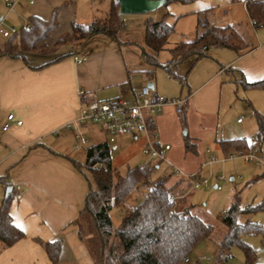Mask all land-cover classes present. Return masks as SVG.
Returning a JSON list of instances; mask_svg holds the SVG:
<instances>
[{
  "label": "crops",
  "instance_id": "0c3cea01",
  "mask_svg": "<svg viewBox=\"0 0 264 264\" xmlns=\"http://www.w3.org/2000/svg\"><path fill=\"white\" fill-rule=\"evenodd\" d=\"M2 1L6 11L0 12L3 14L0 23L7 22L9 25H17L19 20L29 23L30 17L48 20L58 8L57 27L44 40L47 48L69 31L71 21L85 17L86 11L98 9L100 2H105L109 10L112 2L33 0V3H29V0H8L13 3V10L9 11L7 2ZM237 1L242 5L247 20L251 21L245 8L247 0ZM212 8L209 7L208 19ZM184 14H189L188 10H180L175 15L180 17ZM209 23L213 25L210 20ZM231 26L235 28L238 24ZM202 32L203 29H198L195 36ZM96 36H91L81 45L67 42L55 53L31 51L18 56L0 57V178H4V183H0V196L2 188L4 194L8 185H15L11 192L16 191V194L9 204V214L13 224L24 232V236L12 245L4 246L0 242V264H78L71 251L72 245L66 238L75 231L79 239L76 220L84 206L88 188L75 168L76 160L71 158L70 150L76 146L73 144L76 133L82 131L95 138L93 144L107 143L105 139L98 138L100 134H107L98 124L85 123L66 128L77 117L81 98L93 101L122 98L134 102L139 89L148 83H153L152 90L156 94L167 98H186L180 115L176 114L172 105H167L152 117L160 143L170 145L166 154L168 161L155 163V170L159 169L161 163L170 169L162 176H168L167 184L173 187L174 203L177 199L182 200L176 209L181 211L189 207V214L196 215L189 195L195 190L193 183L199 177V167L209 162L212 156L228 153L217 142L227 138L214 137L216 154H212L213 149L209 147L203 150L201 145L205 133L215 132L219 125L216 104L221 99V76L230 72L236 77L243 76L247 81L264 77V44L250 47L247 42V50H233L234 53L224 61L222 53L218 51H213L211 58L203 56L209 61L204 63L208 67L202 78L190 83L191 87L187 85L185 94L175 96L174 92L162 85L160 73L156 80L155 73L152 79L147 76V66L141 60L140 44L133 46L135 42L129 34L123 37L110 34ZM80 53H85L86 57L77 63L74 56ZM61 54L65 56L48 62ZM197 61L199 59L189 67L190 70ZM167 75L171 78V75ZM79 89L84 91L83 96L78 94ZM9 113L13 115L12 120L7 119ZM193 119L195 124H192ZM18 120L21 124L16 123ZM236 120L241 123L239 119ZM5 124L7 128L3 130ZM185 138L189 141V148L185 145ZM113 142V149L127 143L130 146L136 144L141 150L144 145L142 137L130 134L118 135ZM83 152L85 154V150ZM205 155H208V161ZM173 166L182 173H173ZM113 169H116L115 165ZM260 176L246 175L245 186L249 185L258 193L249 203H256L264 197V174ZM4 197L0 198V203ZM231 201L228 200V206ZM198 217L203 220V217ZM53 240L61 242L56 263L49 260L42 245L45 241ZM88 255L94 264L89 251Z\"/></svg>",
  "mask_w": 264,
  "mask_h": 264
},
{
  "label": "trees",
  "instance_id": "16d2710c",
  "mask_svg": "<svg viewBox=\"0 0 264 264\" xmlns=\"http://www.w3.org/2000/svg\"><path fill=\"white\" fill-rule=\"evenodd\" d=\"M194 1L167 0L166 3L189 4ZM245 8L256 27L264 25V0H247ZM57 9L53 11L50 19L30 17L29 30L0 39V57L18 56L22 52L31 51L55 53L67 42L75 41L81 45L91 36L107 34V29H112L113 35H110L116 37L117 32L126 28L119 12V4L112 0L105 18L95 19L88 24L71 21L69 31L60 35L53 46L47 48L44 40L57 27ZM208 10L209 8H204L196 13V26L203 29V32L197 34L193 40L176 44L169 50L170 57L164 62L158 57L174 30L173 24L164 19L167 14L158 21L150 18L145 21L140 46L141 60L147 66L145 73L150 79L154 77L156 68L172 74L181 62L194 57L191 68L211 47L227 48L236 52L249 48V44L234 27L210 25ZM63 56L65 54L57 55L48 62L59 60ZM185 76L179 77L181 85L186 82ZM236 82L244 88L264 91V77L247 81L241 76ZM253 114L257 123V138H262L264 115L257 112ZM217 142L228 152L248 151L244 138L219 139ZM185 145L190 147L187 138ZM110 152L108 144L100 142L86 148L82 165L74 161L78 170L84 168L89 173V177L86 175L88 190L76 225L80 239L85 233L87 223L97 236L98 249L95 248L93 252L90 250L94 264H185V259L197 243L211 236L213 226L198 216L189 214V207L181 211L176 209L174 201L170 200L173 187L167 184L168 176L151 179L155 164H137L127 167L124 174L118 175L113 169ZM90 179L93 180L94 187L91 186ZM0 183H4V178H0ZM141 184L147 188L146 196L139 204L126 210L119 225L113 229L109 213L112 204L121 205ZM11 199L12 192L0 203V242L4 246L12 245L24 236V232L11 220ZM262 209L264 197L256 203L242 205L239 196L234 195L229 206L218 215V220L225 227L224 235L218 241L219 262L225 261L231 248L238 246L244 254L243 264L254 263V250L241 237L245 233L256 232L264 237V227L248 219L240 222L238 216ZM42 245L49 260L56 263L61 249L60 240L45 241Z\"/></svg>",
  "mask_w": 264,
  "mask_h": 264
},
{
  "label": "rangeland",
  "instance_id": "374dc122",
  "mask_svg": "<svg viewBox=\"0 0 264 264\" xmlns=\"http://www.w3.org/2000/svg\"><path fill=\"white\" fill-rule=\"evenodd\" d=\"M0 3V12L4 13L6 11L4 6L5 4L2 0ZM100 4L101 7H98V9L93 8L91 11L84 12L85 17H79L80 20H77L76 22L88 24L95 19L105 18L108 6L105 2H100ZM2 6L3 9L1 8ZM210 6L213 8L211 10L209 20L213 25L231 26L238 24V26L235 27L236 31L246 42L250 44V47L264 44V25L256 27L253 25L252 21H248L242 5L237 0H195L189 4L168 2L149 13L122 14L126 28L117 32L115 36L123 37L124 35L129 34L131 39L135 42L133 43V46L138 47V44L141 46L145 21L148 18L153 21H158L164 17V14H167L164 19L168 23L173 24L174 30L169 36L168 42L164 46V50L159 54V60L164 61L170 57L169 50L176 44L180 42H188L195 38V33L198 31V27L195 23L196 13L198 10L209 8ZM180 10H188L189 14L176 17L175 14L180 12ZM192 10H194V14L192 13ZM1 14L2 13H0V16ZM26 23H28V21L19 20L17 25H9L7 22H2V25L5 27L15 26L19 29L21 25ZM107 31V34L112 33L113 35L112 29H107ZM96 35V37H102V34ZM213 51L222 53L221 58L223 61L229 57V55L234 53L231 49L211 47L206 51L205 57H213ZM193 60L194 57H191L180 63V66L178 65L175 71L170 74L171 78L167 77L168 73L164 69L156 68L155 80L158 76L157 74L160 73V81L164 87L169 89V91L174 92L175 96H178L181 93L185 94L187 92V85L190 86V83L199 81L208 67L204 65V63L209 60L201 57L193 68L188 71ZM183 76L186 77V82L183 86H181L179 77ZM221 79L223 80L221 82V99L219 103L216 104V106L218 105L217 110L219 125L215 132L209 133L208 131L205 133L201 143L203 150L206 147H209L213 149L212 154H216V151L213 148L215 147L213 144L215 136L227 139L244 138L248 146V152L257 157L262 156L264 154V135L262 138H257V123L253 113L257 112L264 115V91L262 89H249L242 87L236 82V80L240 79V76H233L230 72L222 74ZM236 119H239L241 123H237ZM192 122V124H195V119H193ZM61 132L63 131H59V133ZM87 133L83 131L81 132V135L87 139V142L81 144L79 149L72 147L70 150L71 158L76 160V162L81 165L84 163L83 151L95 142V138H91L90 134ZM107 134H100L98 138L100 137L107 141L111 151L112 166H116L115 174L122 175L124 174L127 166L131 167L146 161V156L142 154V151L137 148L136 144L134 146H130V144L126 143L123 144L122 147L113 149V145H115V143L108 140ZM73 144H78L76 138H73ZM131 154L132 156H130ZM222 154L224 155L225 153ZM223 155L217 156L221 157ZM205 159L208 161V155H205ZM76 170L85 182L86 188H88L86 175L89 177V173L84 168H81V171L77 168ZM169 170L170 169L168 167H165L164 163H161L159 169L152 173L151 179H157L161 177L164 172L168 173ZM262 173L263 170L261 167L251 161H246L241 157L224 158L218 161L205 162L201 164L198 169L199 178L207 179L209 187H200L191 191L189 201L193 204L192 210L196 216L203 217V220L206 223L213 226V233L209 238L201 240L197 243V245L189 253L187 257L188 262H185V264L244 263L243 251L238 246L231 248L229 256L225 261H218V241L223 237L225 232V227L218 220V215L228 207V200H233L235 194H238L241 204L244 203V205H247L250 201H252L258 193L256 190H253V188L250 189L249 185L245 186L246 175L257 174L262 176ZM90 183L91 186L94 187L93 180L90 179ZM215 185L219 186V189L213 188ZM10 186L15 187V185ZM2 190L4 191L3 188ZM2 190L0 198L5 195ZM15 192L16 191H13L12 196H15ZM146 194L147 188L141 184L136 190L131 192L128 198L121 205L112 204L109 213L113 229L119 225L124 212L139 204ZM180 201L182 200L177 199L175 201V207L179 205ZM247 219L264 227V209L257 210L249 214H240L238 216V220L240 222ZM84 229L85 233L81 239L79 238L80 240L76 237L75 231L72 235L68 234L66 239L72 245L71 251L75 254L78 264H93L90 256L88 255V251L90 252L91 250L93 252L95 248L98 249L97 236L93 229L91 230L88 223ZM241 238L242 241L247 243L254 250L255 259L253 264H264V237L262 234L258 232L245 233Z\"/></svg>",
  "mask_w": 264,
  "mask_h": 264
},
{
  "label": "built area",
  "instance_id": "2783aa9c",
  "mask_svg": "<svg viewBox=\"0 0 264 264\" xmlns=\"http://www.w3.org/2000/svg\"><path fill=\"white\" fill-rule=\"evenodd\" d=\"M9 11L13 10V3L5 0ZM29 3H33V0H29ZM255 26V22L252 21ZM29 23L22 25L19 29L15 26L5 27L0 23V39H5L11 35H19L22 30H29ZM85 53H80L74 56L77 63L82 62L85 59ZM170 76V74H169ZM78 94L84 95V91L79 89ZM186 98H167L163 95L156 94L152 88L144 85L142 86L136 95L134 102L126 101L122 98H116L106 101H93L81 98V105L78 110L77 117L74 121L66 125V128L77 127L85 123L98 124L104 128L108 133V140L113 142L118 135L130 134L133 136H140L144 140L142 146V154L146 156L144 164L151 165L157 162H166L167 151L170 148L169 144H162L159 140L158 132L153 127L152 117L160 113L167 105H172L177 115L182 113L183 106L185 105ZM8 120L13 119V115L9 113L7 115ZM17 124H21V121H16ZM7 125L5 124L2 129L5 130ZM75 138L78 141L75 148L79 149L81 144L86 142L81 133H76ZM241 157L246 161H251L262 168L264 174V154L262 156H254L253 154L244 151H233L231 153H225L223 156H212L209 162L218 161L224 158H236ZM172 171L175 174H181V170L173 166ZM200 187H209L207 179H200L199 177L194 180L193 188L198 189ZM215 188L219 189V186L215 185ZM174 199L170 196V200ZM187 259H185V262Z\"/></svg>",
  "mask_w": 264,
  "mask_h": 264
},
{
  "label": "water",
  "instance_id": "95a60500",
  "mask_svg": "<svg viewBox=\"0 0 264 264\" xmlns=\"http://www.w3.org/2000/svg\"><path fill=\"white\" fill-rule=\"evenodd\" d=\"M119 4V12L121 14H145L152 12L164 5L167 0H116ZM147 86L153 88V83H148ZM13 190L12 186H7L5 197Z\"/></svg>",
  "mask_w": 264,
  "mask_h": 264
}]
</instances>
